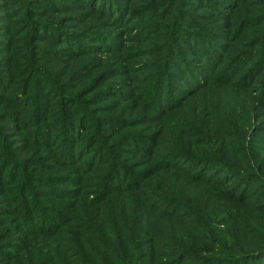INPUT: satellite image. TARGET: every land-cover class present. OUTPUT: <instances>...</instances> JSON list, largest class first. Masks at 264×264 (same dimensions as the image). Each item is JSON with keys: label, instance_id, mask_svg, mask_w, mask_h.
I'll list each match as a JSON object with an SVG mask.
<instances>
[{"label": "rangeland", "instance_id": "obj_1", "mask_svg": "<svg viewBox=\"0 0 264 264\" xmlns=\"http://www.w3.org/2000/svg\"><path fill=\"white\" fill-rule=\"evenodd\" d=\"M34 1L9 0L11 10L5 13L1 8L5 3L0 0V16L7 17L5 21L0 20L3 28L0 30V49L10 47L5 53L0 50V67L4 68L0 71H4L2 79L11 80L9 92L0 88V95L6 93L10 96L7 93L11 94L18 87L22 78L17 76L27 68L29 55L32 63L36 61L41 65L39 68L44 71L37 70L49 82L41 84L37 78L23 102V98L18 100L20 96L12 101H0V127H3L7 140L13 138L11 135L17 130V122L4 113L14 109L24 114L18 125L23 124L21 128L25 137L31 139L29 132L39 128L52 137L62 130L58 137H62V143H55L57 139L47 146L31 142L30 147L23 148V154L12 150L13 158L23 160L17 170L26 167L27 171H23L24 175L21 174L15 182L17 190L14 194L5 185L0 186V216L3 217L0 218V251L7 253L16 251L10 248L18 239L13 232L22 231L17 228L19 212L16 216L18 210L13 209L18 207L21 211L26 208L16 204L24 199L30 200L33 192L40 193L37 201L47 205L33 211L58 225L61 216L69 215L66 204L69 205L71 198L79 194L76 190L81 189L78 181L73 180L75 184H72V179H82L83 188L92 195H96L106 183L121 187L127 184L126 178L133 179V171L153 167L156 159L152 156L155 157L156 152L158 158L172 152L173 144L188 137L182 131L198 133V129H203L194 122L202 112L193 107L201 105L200 94L188 95L197 88L184 85V88L191 87L190 91L180 94L178 100L173 96L170 102L160 94L165 95L169 85H176L175 75L187 66L200 67L194 49L195 38L201 45L211 38L219 50V46L230 43L227 34L233 26V31H240L236 35L241 33V38L245 37V40L240 39L242 42L237 49L251 51L246 56L248 63L255 62V55L260 50L261 55L264 54V0H116L120 6L116 15L108 14V11L93 12L95 6L91 0L90 4L83 0H58L49 7H46V0ZM236 4L240 9L239 17L231 16L232 5ZM23 6L28 7L31 14L21 13ZM223 8L228 9L220 12ZM251 17L262 19L255 21L254 25L244 22ZM46 24L50 28H46ZM172 27L173 32H168ZM32 34L39 35L33 37ZM175 54L179 60L172 64L171 55ZM238 77L235 75L234 79L237 81ZM240 81L247 84V78ZM4 82L7 84L0 81V85H5ZM152 88L157 91L155 103L150 97ZM214 89V101L219 105L213 104V107L219 113L221 107L233 103L235 88L227 89L224 94L219 90L214 92ZM46 91L49 94L52 91L64 93L47 96ZM34 95L37 101L48 103L51 113L57 110L55 116L48 119L50 124L39 118L31 120ZM208 95L212 93L208 91ZM62 106L69 111L67 115H59ZM65 123L70 127L63 130L67 126ZM45 125H49L50 132H45ZM251 125L258 124L252 122ZM15 137L18 136L15 134ZM14 144L7 143L8 147ZM63 149L68 153L63 154ZM2 152L0 149V154ZM111 155L116 168L108 165ZM36 162L38 166L31 164ZM115 169L117 172L113 177ZM124 169L129 170L125 172L128 175ZM27 178L36 183L33 180L26 182ZM149 182L158 184L159 180ZM169 182L172 183V178ZM21 183H26L25 191L20 188ZM47 187L57 190L56 193L46 194ZM15 194L14 203L9 204ZM40 221L35 216L30 225L46 226ZM17 248L18 255L20 247ZM13 261L18 262V259Z\"/></svg>", "mask_w": 264, "mask_h": 264}, {"label": "trees", "instance_id": "obj_2", "mask_svg": "<svg viewBox=\"0 0 264 264\" xmlns=\"http://www.w3.org/2000/svg\"><path fill=\"white\" fill-rule=\"evenodd\" d=\"M1 1L5 3L1 7L5 13L11 10L9 0ZM56 1L46 0V7ZM91 1L95 6L93 12L108 11V14L113 15L119 12L120 6L116 0ZM83 2L90 4V0ZM25 7L21 8V13H30V9ZM226 9L220 12H226ZM231 9V16L239 17L238 4L232 5ZM17 14L15 12L13 16L17 18ZM6 18L0 16L2 21ZM260 19L251 17L243 21L254 25ZM46 28H50V25L46 24ZM237 31H233L232 26L231 32L227 34L230 43L228 46H219V50L210 41L211 38H207L204 45L195 38L194 49L200 67L187 66L175 75L176 85H169L165 95L160 93L170 102L173 96H177L178 100L180 94H187L191 87L197 88L188 95L200 94L198 100L201 105L193 107L196 110L200 108L202 112L194 122L203 129H198V133L193 130L191 133L182 131L188 137L180 138L179 143L173 144L172 148H175L172 152L160 158L156 152L155 157L152 156L156 159L153 167L133 171V179L126 178L127 184L121 187L106 183V188L103 186L96 195H92L83 188L82 179H72V184L78 181L81 189L76 190L79 194L71 198L69 205L66 204L69 215L61 216L58 225L33 211L34 208L43 209L47 205L37 201L40 193L33 192V196L30 193V200L24 199L16 204L26 208L20 211L12 205L16 208L14 211L18 210L15 215L19 212L16 215L19 220L17 228H22V231L13 232L18 239L10 248L16 251H0V264H264V54L261 55L260 50L255 55V62L248 63L246 56L251 51L237 49L242 42L240 39L245 40V37L241 38V33L236 35ZM168 32H173V27ZM37 35L32 34L33 37ZM9 49L8 46L0 50L5 53ZM175 55H171L172 64H177L179 60ZM29 56L27 68L18 71L19 74L16 72L17 77L22 78L18 87L11 94L7 93L10 96L6 93L0 95V101H12L14 97L20 96L18 100L23 98V102L37 78L41 84L49 82L37 70L42 69L39 68L41 65L36 61L32 63ZM3 73L0 71V81H6L7 84L4 82L5 85H0V88L7 92L11 80L6 77L2 79ZM235 75H239L237 81ZM244 78H247V84L240 81ZM184 85L191 87L184 88ZM213 87L216 88L214 92L219 90L222 94L231 87L235 88L233 103L221 107L219 113L213 107V104H218L214 101ZM208 91L212 95H208ZM54 93L46 91L45 95ZM33 97L31 109L34 116L31 120L39 118L48 122L57 110L51 113L48 103L37 101L35 95ZM150 97L155 103L157 91L153 88ZM68 112L62 106L59 115H67ZM4 115H9L17 122V130L11 135L13 138L7 140L3 127H0V149H3L0 154V186L5 185L14 194L17 190L15 182L27 170L26 167L17 170L23 160L13 158L12 150L23 154V148L30 147L31 142L47 146L54 139H57L55 143L59 141L60 144L62 137H58L62 130L52 137L42 133L41 128L35 129L29 132L31 139H28L21 128L23 124L18 125L20 118L24 117L23 112L13 109ZM252 122L258 125L252 126ZM69 127L67 125L63 130ZM47 130L50 132L49 125H45V132ZM6 142L15 144L8 147ZM64 150L61 151L63 154L68 153ZM54 156L56 158L57 155ZM106 158H109L108 155ZM114 162L111 155L108 165L116 168ZM31 164L38 166L37 162ZM116 172L115 169L113 177ZM125 172L129 170L124 169ZM99 178L102 181L103 176ZM169 178H172V183ZM31 180L27 178L26 182ZM151 180L159 182L153 184L149 182ZM19 186L25 191L26 183ZM47 188L49 191L46 194H55L57 191L50 189L52 187ZM15 198L16 194L9 204H13ZM35 216L46 226H31ZM50 226L52 230H48ZM17 247H20L18 255ZM16 258L18 262H11Z\"/></svg>", "mask_w": 264, "mask_h": 264}]
</instances>
